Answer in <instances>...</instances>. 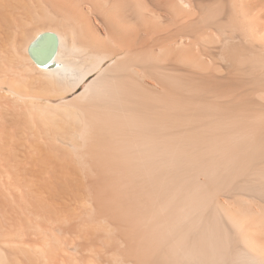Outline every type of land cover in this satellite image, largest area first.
Returning <instances> with one entry per match:
<instances>
[{
    "label": "bare ground",
    "instance_id": "6f19581e",
    "mask_svg": "<svg viewBox=\"0 0 264 264\" xmlns=\"http://www.w3.org/2000/svg\"><path fill=\"white\" fill-rule=\"evenodd\" d=\"M0 264H264V0H0Z\"/></svg>",
    "mask_w": 264,
    "mask_h": 264
},
{
    "label": "water",
    "instance_id": "95a60500",
    "mask_svg": "<svg viewBox=\"0 0 264 264\" xmlns=\"http://www.w3.org/2000/svg\"><path fill=\"white\" fill-rule=\"evenodd\" d=\"M34 44L30 46V49H29V52L31 53V55L33 56L32 54V48H33Z\"/></svg>",
    "mask_w": 264,
    "mask_h": 264
}]
</instances>
